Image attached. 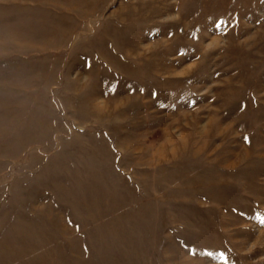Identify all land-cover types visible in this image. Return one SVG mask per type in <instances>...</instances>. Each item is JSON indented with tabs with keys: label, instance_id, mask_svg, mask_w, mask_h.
Instances as JSON below:
<instances>
[{
	"label": "rangeland",
	"instance_id": "rangeland-1",
	"mask_svg": "<svg viewBox=\"0 0 264 264\" xmlns=\"http://www.w3.org/2000/svg\"><path fill=\"white\" fill-rule=\"evenodd\" d=\"M264 0H0V264H264Z\"/></svg>",
	"mask_w": 264,
	"mask_h": 264
},
{
	"label": "snow or ice",
	"instance_id": "snow-or-ice-1",
	"mask_svg": "<svg viewBox=\"0 0 264 264\" xmlns=\"http://www.w3.org/2000/svg\"><path fill=\"white\" fill-rule=\"evenodd\" d=\"M262 222H264V221H262Z\"/></svg>",
	"mask_w": 264,
	"mask_h": 264
}]
</instances>
